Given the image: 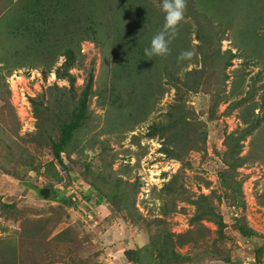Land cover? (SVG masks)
<instances>
[{
  "label": "rangeland",
  "instance_id": "374dc122",
  "mask_svg": "<svg viewBox=\"0 0 264 264\" xmlns=\"http://www.w3.org/2000/svg\"><path fill=\"white\" fill-rule=\"evenodd\" d=\"M4 1L0 0V9ZM186 2L189 16L184 21L189 23L188 31L178 28L172 40L175 46L188 40L186 50L194 49L197 57L168 58V62L182 78L188 68L201 67L205 73L199 87L179 92V102L184 104L190 122L186 129L189 137L182 145V138L177 143L181 160L161 150L163 138L146 135L149 125L166 122V111L176 98L175 89L164 84L166 75L160 79L166 86L162 97L144 120L134 123L132 130L123 118L120 121L124 126L119 127V119L109 113V105L100 102L102 77L108 72L112 55V35L106 31L101 32V44L81 41L80 59L69 69L75 77L76 97L90 71L93 84L87 99L88 123L82 128V136L72 141V150L62 153L65 168L42 143L30 102V97L42 96L44 105L53 104V98L61 92L53 85L64 87L68 96V81L55 75L63 57L59 56L49 70L42 65H24L9 72L6 62L0 61V201L8 205L0 206V264H119L124 258V263L134 264L125 250L142 247L160 231L172 237L185 233L183 244L175 246L179 255L169 264H264V9L256 11L263 3L196 0L205 13L211 7L215 14L224 4L230 8L234 20L221 37L219 23H201L200 18L191 15L195 0ZM235 4L237 10H231ZM144 9L156 15L161 11L160 0H151ZM0 23L6 26V7L0 12ZM198 27L202 39L194 35ZM237 28L244 30L242 46H249V50L234 45ZM200 44L202 49L197 48ZM227 49L237 54L223 68ZM2 53L6 56V48ZM148 79L141 78V90ZM108 118L117 120L110 125ZM256 119L259 123L251 133L237 139ZM241 156L235 179L240 181L242 204L237 206L233 204L235 193L222 188L219 174L227 168L228 160ZM51 160L59 171V180L48 175L53 172ZM48 168L51 171L47 174ZM171 178L173 183L167 191L164 184ZM136 180L138 186L125 195L120 210L106 199V193L116 185L125 193ZM29 184L51 185L65 199L70 197L69 201L61 204L44 198ZM98 186L104 192L101 203L96 201ZM202 194L222 216L221 233L211 220L190 225L196 207L192 201ZM236 221L245 222L255 234L242 236ZM142 237L147 239L145 244L137 241ZM118 245L119 255L123 252L121 260L115 251Z\"/></svg>",
  "mask_w": 264,
  "mask_h": 264
},
{
  "label": "trees",
  "instance_id": "16d2710c",
  "mask_svg": "<svg viewBox=\"0 0 264 264\" xmlns=\"http://www.w3.org/2000/svg\"><path fill=\"white\" fill-rule=\"evenodd\" d=\"M260 1L263 6H259L256 11L264 9V0ZM150 2L151 0H5L2 4L0 12L6 7V26L0 23V61L6 62L9 72L14 67H23L24 65L30 68L42 65L44 70H49L59 56L63 57L62 62L55 69V75L68 81V96L64 94V87L53 85V88L61 91L60 95L53 98V104L44 105L42 96L40 98L30 97L42 143L50 147L53 159L62 168H65L62 153H69L72 150V141L82 136L81 133L84 132L82 128L88 123L87 99L93 84V72L90 71L80 93L76 97L73 92L75 77L69 69L80 59L81 41L89 40L101 44L104 36L101 33L102 31L112 35L109 41L112 55L111 61L108 63V72L106 76L102 77L104 82L101 85L103 86L101 89L103 94L100 93V96H102L100 102L109 105L111 110L109 113L114 114L119 119V127L124 126L120 121L123 118L129 121L127 128L132 130L134 123L144 120L150 110L153 109L154 102L162 97L166 86L164 87V81L160 79L163 75H166L168 80L164 84L175 89L176 98L166 111V122L149 125L146 135L148 137L158 136L163 138L164 143L161 150L166 156L181 160L180 147L177 146V143L182 138V145L185 142L183 139L186 136L189 137L186 129L190 122L184 104L179 102L181 100L179 92L181 89L188 91L199 87L201 84L200 78L203 77L205 71L201 67L188 68L184 70L182 78L176 75L175 67H171L174 65L168 62L169 59L178 58L180 51L186 50L189 41L185 37L186 41L179 46H175L174 41L171 40L169 52L164 57L145 55L144 49L149 46L151 37L162 30L164 25V13L162 11H157L156 15L146 13L145 5L150 4ZM250 3L252 4V2ZM195 5L191 15L200 18L201 23L216 20L220 25L219 31H222L221 37L223 36V30L232 25L234 17L226 4L223 5L221 11L215 14H213L211 7L208 13H205L200 9L196 0ZM187 7L186 2L185 17L189 16ZM231 10H237L236 4ZM122 12H124L123 18H121ZM57 21L61 27L57 24ZM183 21L178 28H186L185 30H187L189 23ZM237 29L238 32L233 33L234 45L241 48L243 47V41L241 40L242 38L246 39V35L242 28ZM199 32L201 31L198 27L195 29L194 35L199 37ZM199 39H202L201 36ZM3 47L6 48V56L2 53L3 49L5 50ZM197 48L202 49L201 44ZM243 48L249 50V46ZM226 52L228 57L223 62V68L230 65L231 59L237 54L236 52L231 53L229 49ZM202 55L206 56L204 53ZM34 56H37L35 60L32 59ZM193 56L195 60L197 52ZM204 57L201 59L202 63L205 62ZM142 74L144 75L142 76ZM141 76L149 77L143 90H141ZM224 77H227V75H224ZM116 118L113 121L117 120ZM113 121H110V118L106 120L110 125ZM258 123L259 120L256 119L254 124L244 129L237 139L250 134L252 128L257 126ZM234 144L238 146V142ZM236 152L237 150H234V153ZM242 161V156L236 157L232 161L228 160L226 162L227 168L219 174L222 188L235 193L236 199L233 204L237 206L242 204V199L239 197L241 194L240 181L236 180L235 176L236 168L240 166ZM49 165L53 167V172L49 173L51 170L48 168L46 173L59 180V171L55 170L52 160ZM84 165V170H87L88 164L85 163ZM98 172L100 174V171ZM227 175L230 176L229 179L226 177ZM173 178L175 179V175ZM173 178L164 184V189L167 191L173 183ZM114 183L117 184V181L115 180ZM29 186L36 189L38 194L44 198L58 200L61 204L69 201L70 197L65 199L61 193H56L51 185L38 187L29 184ZM137 186L138 181L136 180L130 184L129 189L125 190L124 193L123 189L116 185L110 193H106V199L116 209L120 210L125 195L131 193ZM97 189L96 201L101 203L104 192L99 186ZM192 202L196 207L190 225L202 219L211 220L216 224L217 231L221 233L224 227L222 216L215 212L214 207L208 202V197L202 194ZM0 206L7 207L8 205L0 201ZM235 227L242 236L249 237L255 234V231L248 227L245 222L236 221ZM184 234L180 233L176 237H172L169 233L160 231L155 237L151 238L149 243L142 247L125 250V255L131 256L130 260L134 264H149L150 262H153V264H169L171 259L179 255L175 246L183 244L181 237Z\"/></svg>",
  "mask_w": 264,
  "mask_h": 264
},
{
  "label": "clouds",
  "instance_id": "9594fccd",
  "mask_svg": "<svg viewBox=\"0 0 264 264\" xmlns=\"http://www.w3.org/2000/svg\"><path fill=\"white\" fill-rule=\"evenodd\" d=\"M185 5L186 0H160V9L164 13V25L162 30L151 37L149 46L144 49L145 55L163 56L169 52V44L185 18ZM194 54V49L184 50L178 59H190Z\"/></svg>",
  "mask_w": 264,
  "mask_h": 264
},
{
  "label": "crops",
  "instance_id": "0c3cea01",
  "mask_svg": "<svg viewBox=\"0 0 264 264\" xmlns=\"http://www.w3.org/2000/svg\"><path fill=\"white\" fill-rule=\"evenodd\" d=\"M139 234H142L141 236H143V233H139ZM145 238V239H144ZM142 237V238H137V241H139L140 242V244H145L146 243V237ZM133 242H135V241H133ZM139 245V244H138ZM117 253L120 251V245H118L117 247H116V250H115ZM112 255H114V252L112 253ZM123 255V252H122V254H120L119 255V253H118V259H120L121 260V256ZM117 256V255H116ZM123 260V259H122ZM124 261H126L125 260V258H124ZM124 261L123 262H120L119 264H126V263H124Z\"/></svg>",
  "mask_w": 264,
  "mask_h": 264
}]
</instances>
